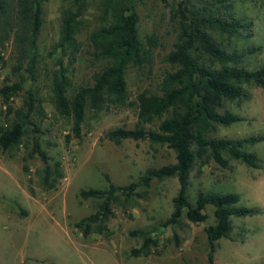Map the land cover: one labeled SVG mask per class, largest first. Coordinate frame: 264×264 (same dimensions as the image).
<instances>
[{
	"label": "rangeland",
	"instance_id": "rangeland-1",
	"mask_svg": "<svg viewBox=\"0 0 264 264\" xmlns=\"http://www.w3.org/2000/svg\"><path fill=\"white\" fill-rule=\"evenodd\" d=\"M179 0H135L138 29L146 43L153 33L158 44L151 46L149 59L143 65L129 64L126 69L128 100L138 92H161V80L166 70L175 68L165 59L178 32V15L174 9ZM195 6L206 4L213 10L228 8L250 25L242 28L248 36L220 34L212 31L229 49L244 52L243 64L255 68L264 62V0H192ZM45 20L36 43V63L30 78L23 62L20 71L27 77L25 87L32 85L43 97L46 115L39 122L43 133L40 140L51 155L60 160L63 176L56 186L46 188L40 180L43 162L39 157L23 158L26 147L12 151L0 149V264H205L208 251L205 227L215 222L213 205L204 208L205 218L192 221L185 215L175 224L159 225L172 210V196L178 181L175 176L154 178L141 197L113 203L114 214L107 220L108 234L92 232L84 237L74 222L94 212L99 199L81 198L82 187H105L108 172L115 183L134 180L146 167L175 160L174 150L166 144L151 143L148 139L124 138L119 143L105 136L113 127H133L138 119L137 104L108 106L101 110L86 107L82 134L65 140L70 131L71 117L61 115L51 101L53 72L66 67L72 94L81 84L91 83L93 73L106 61L95 55L88 35L98 23L99 0H89L84 12L85 25L77 34L80 48L76 58L69 59L53 43L59 35L62 0H44ZM231 7V8H230ZM147 45V43H146ZM251 46L260 47L248 51ZM5 64H0V85L18 79L13 41L2 46ZM7 78V80H6ZM249 97L225 100V108L244 119L231 124H217L216 136H246L264 133V91L260 86L245 84ZM21 90L11 97L15 106L22 103ZM4 103L0 96V123H4ZM159 118L147 127H156ZM29 138H26V140ZM261 159L260 167H251L230 158L222 167L210 159L196 163L189 174L188 200L194 202L198 189L215 192H237L238 204L254 207L257 212L231 215L229 237L216 241L214 260L217 264L264 263V141L248 145ZM26 164L27 168L23 165ZM135 228H153L157 245L148 255H131L129 250L141 242L131 235ZM178 236L179 242L176 237Z\"/></svg>",
	"mask_w": 264,
	"mask_h": 264
},
{
	"label": "trees",
	"instance_id": "trees-1",
	"mask_svg": "<svg viewBox=\"0 0 264 264\" xmlns=\"http://www.w3.org/2000/svg\"><path fill=\"white\" fill-rule=\"evenodd\" d=\"M43 1L0 0V64H5L2 46L11 38L17 59L13 67L18 74V79L0 85L6 116L5 122L0 123V149L12 151L24 145L23 158L39 157L43 162L40 180L44 187L52 188L63 176L61 162L51 161V155L42 145L43 130L39 120L46 115L43 97L32 85L25 87L27 77L20 71L23 62L30 78L35 71L36 43L45 20ZM62 1L66 4L61 9L59 35L53 46L70 62L80 48L77 34L85 25L84 12L89 0ZM231 4L232 1L224 3L228 7ZM228 7L221 12L206 4L195 6L192 0L178 1L174 9L178 15V32L165 55L175 68L163 74L160 93L142 90L135 101L128 100L127 66L143 65L149 59L151 46L158 44L153 33L146 35L147 45L140 36L135 0H99L98 23L90 30L88 38L95 55L106 63L93 73L91 83L81 84L69 94L71 80L58 59L60 66L54 70L50 84L51 101L56 112L71 117L70 131L65 134L67 142L81 136L86 107L101 110L110 105L135 102L138 107L135 125L110 128L105 136L116 143L124 138L148 139L151 143L166 144L175 153L173 162L148 166L136 179L126 183H115L109 173L104 172L105 187L80 188L81 198L99 199L94 212L73 223L84 237L92 232L108 234L107 220L114 214L112 204L141 197L154 178L175 176L178 181L172 196V210L159 221L161 226L178 223L183 215L192 221L203 220L204 208L213 205L215 222L205 227L208 247L205 264H217L214 260L216 241L230 236V216L257 212L254 207L238 204L237 192L198 189L194 202H190L187 195L189 174L196 163L204 164L212 159L227 167L233 158L251 167L261 166L260 157L248 145L264 141V133L237 137L212 134L217 124L228 125L244 119L230 109L221 110L226 99L249 97L245 84L260 86L264 91V62L255 68L245 66L244 52L235 47L229 49L212 33L249 35L244 34L242 28L250 22L236 16ZM258 48L251 46L248 51ZM21 90L22 103L15 106L11 97ZM156 118H159L156 127L146 126ZM129 232L141 237V242L130 248L131 255H148L157 245L153 228H135ZM175 237L179 242L178 236Z\"/></svg>",
	"mask_w": 264,
	"mask_h": 264
}]
</instances>
